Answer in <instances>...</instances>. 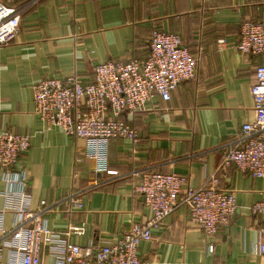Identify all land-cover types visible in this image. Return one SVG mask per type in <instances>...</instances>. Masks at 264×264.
Wrapping results in <instances>:
<instances>
[{
    "label": "crops",
    "instance_id": "obj_1",
    "mask_svg": "<svg viewBox=\"0 0 264 264\" xmlns=\"http://www.w3.org/2000/svg\"><path fill=\"white\" fill-rule=\"evenodd\" d=\"M21 16L15 40L0 46V131L31 137L19 168L27 172L29 207L42 211L50 229L74 228L81 247L123 238L152 211L134 193L141 172L176 173L200 187L217 177L219 188L235 192L238 210L212 239L189 221L181 206L139 249L142 264H264L259 250L264 215L250 207L264 199V179L232 165L221 167L224 152L254 119L251 86L261 63L238 50L241 26L259 22L264 0H0ZM178 34L198 56L196 77L164 101L156 95L139 113L121 118L140 133L133 145L109 142V172L97 174L85 158V141L47 130L35 112V86L49 78L76 76L93 81L94 68L109 61L145 59L154 31ZM220 40L226 44L221 46ZM0 171V211L6 233L13 230L20 202L5 197ZM81 193L85 208L71 213L67 199ZM46 202L42 206V202ZM260 242V243H259ZM7 251L0 264L7 260Z\"/></svg>",
    "mask_w": 264,
    "mask_h": 264
},
{
    "label": "built area",
    "instance_id": "obj_2",
    "mask_svg": "<svg viewBox=\"0 0 264 264\" xmlns=\"http://www.w3.org/2000/svg\"><path fill=\"white\" fill-rule=\"evenodd\" d=\"M21 16L17 9L0 4V46L12 43L19 34ZM219 44L224 46L225 40ZM149 54L127 62L109 61L97 65L93 81L85 83L76 76L49 78L35 86V112L47 130L58 128L64 135L85 141V158L95 163L97 174L109 172L108 145L121 139L137 145L139 131L123 120L126 114L143 111L156 96L171 100L172 93L196 77L201 53L193 55L178 34L154 31ZM238 50L261 63L251 86L254 119L243 125L238 142L227 149L221 167L235 165L240 172L264 179V11L259 22H246L240 29ZM31 148V137L9 130L0 131V171L8 187L5 197L20 202L15 210L13 230L0 242L2 264H142L139 249L152 241V233L181 206L188 210L189 221L212 241L228 226L238 205L235 192L219 188L217 177L200 187L176 173L141 172L136 175L134 193L142 196L152 211L145 224L135 223L116 242L90 243L81 247L71 242L74 228L50 229L42 211L29 207L27 172L19 168L21 158ZM71 213L85 208L76 187L67 199ZM42 206L46 202L41 203ZM253 215H264V199L250 207ZM0 231L6 233L4 212L0 211ZM264 237V230L260 231ZM260 243V242H259ZM264 253V244L259 246Z\"/></svg>",
    "mask_w": 264,
    "mask_h": 264
}]
</instances>
